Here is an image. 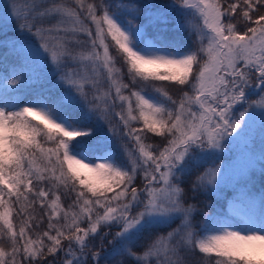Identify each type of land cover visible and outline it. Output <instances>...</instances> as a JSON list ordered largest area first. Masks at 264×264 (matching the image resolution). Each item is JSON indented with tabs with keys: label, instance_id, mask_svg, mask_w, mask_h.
I'll return each instance as SVG.
<instances>
[{
	"label": "snow or ice",
	"instance_id": "6c2138e0",
	"mask_svg": "<svg viewBox=\"0 0 264 264\" xmlns=\"http://www.w3.org/2000/svg\"><path fill=\"white\" fill-rule=\"evenodd\" d=\"M0 18V264H264L256 162H217L264 130V0H12Z\"/></svg>",
	"mask_w": 264,
	"mask_h": 264
},
{
	"label": "rangeland",
	"instance_id": "374dc122",
	"mask_svg": "<svg viewBox=\"0 0 264 264\" xmlns=\"http://www.w3.org/2000/svg\"><path fill=\"white\" fill-rule=\"evenodd\" d=\"M8 2L11 4L10 0H0V8L4 7V4H8ZM262 139H264V130H262L261 122L258 117L252 125L249 137L239 144L226 146L223 153L224 159L217 162L221 165H231V173L236 174L240 169L247 167L250 161H255L256 166L252 175L254 181H256L260 174L259 148L261 146ZM253 146L255 147L254 152L252 151ZM225 191H230V189L226 188Z\"/></svg>",
	"mask_w": 264,
	"mask_h": 264
},
{
	"label": "trees",
	"instance_id": "16d2710c",
	"mask_svg": "<svg viewBox=\"0 0 264 264\" xmlns=\"http://www.w3.org/2000/svg\"><path fill=\"white\" fill-rule=\"evenodd\" d=\"M10 1L12 2V0H10ZM155 2H157V3L166 2V0H155ZM8 4H10V3L8 2ZM3 9H4V7L0 8V17H2ZM15 35H16L15 25L9 24L7 27H5L3 19L0 18V41L8 39V38H14ZM5 51H6V49L0 48V56H2ZM153 139H155V138H153ZM261 188H264V179H262L260 174H259L258 179L255 181V189L259 190ZM226 192H228V191H226ZM208 199L211 201L213 198L209 197ZM216 207L219 208V204H216Z\"/></svg>",
	"mask_w": 264,
	"mask_h": 264
}]
</instances>
